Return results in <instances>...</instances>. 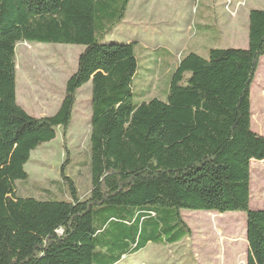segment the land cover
<instances>
[{"label": "trees", "instance_id": "1", "mask_svg": "<svg viewBox=\"0 0 264 264\" xmlns=\"http://www.w3.org/2000/svg\"><path fill=\"white\" fill-rule=\"evenodd\" d=\"M130 0H0V264H117L149 244L191 236L182 211L245 214L246 264H264V211L251 210L250 164L264 163L252 132L250 90L264 57V9L248 13L245 48L189 53L164 101L134 103V44L103 43ZM83 46L65 83L62 134L90 58L91 189L69 200L15 196V48ZM216 214V215H215Z\"/></svg>", "mask_w": 264, "mask_h": 264}, {"label": "rangeland", "instance_id": "2", "mask_svg": "<svg viewBox=\"0 0 264 264\" xmlns=\"http://www.w3.org/2000/svg\"><path fill=\"white\" fill-rule=\"evenodd\" d=\"M264 9V0H130L125 18L103 43L134 44L137 71L134 103L165 100L180 58L206 59L209 49L245 48L247 15ZM84 47L25 43L15 48L16 132L10 151L15 196L69 200L61 173L79 199L91 189L90 58L83 64L71 121L62 134L65 83L76 71ZM251 130L264 137V57L250 90ZM251 210H264V163L250 164ZM216 215V214H215ZM191 236L175 246L149 244L121 264H246L245 214L213 218L182 211Z\"/></svg>", "mask_w": 264, "mask_h": 264}, {"label": "crops", "instance_id": "3", "mask_svg": "<svg viewBox=\"0 0 264 264\" xmlns=\"http://www.w3.org/2000/svg\"><path fill=\"white\" fill-rule=\"evenodd\" d=\"M253 10V9H252ZM247 18H248V15H247ZM133 256V255H132ZM126 258H128V257H122V259L120 260V262H118L117 264H121L122 263V261H123V259H126Z\"/></svg>", "mask_w": 264, "mask_h": 264}, {"label": "water", "instance_id": "4", "mask_svg": "<svg viewBox=\"0 0 264 264\" xmlns=\"http://www.w3.org/2000/svg\"><path fill=\"white\" fill-rule=\"evenodd\" d=\"M258 211H264V210H258Z\"/></svg>", "mask_w": 264, "mask_h": 264}]
</instances>
